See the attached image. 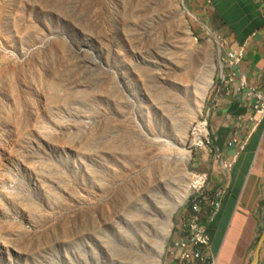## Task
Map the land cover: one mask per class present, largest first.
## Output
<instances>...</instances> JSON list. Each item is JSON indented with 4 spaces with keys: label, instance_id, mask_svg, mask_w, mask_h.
Masks as SVG:
<instances>
[{
    "label": "rangeland",
    "instance_id": "1",
    "mask_svg": "<svg viewBox=\"0 0 264 264\" xmlns=\"http://www.w3.org/2000/svg\"><path fill=\"white\" fill-rule=\"evenodd\" d=\"M223 51L188 0H0V264H164Z\"/></svg>",
    "mask_w": 264,
    "mask_h": 264
},
{
    "label": "crops",
    "instance_id": "2",
    "mask_svg": "<svg viewBox=\"0 0 264 264\" xmlns=\"http://www.w3.org/2000/svg\"><path fill=\"white\" fill-rule=\"evenodd\" d=\"M188 2L190 9L224 41L225 50L244 45V56L234 68V82L220 93L212 88L205 106L213 147L223 159L235 156L226 171L215 161L206 160L210 189L223 191L220 207L210 223L202 215L210 238L209 254L216 258V264H264V223L257 215L264 183V143L255 142L264 123L254 121L253 100L233 89L239 76L248 85L264 87V0ZM240 144L242 151L238 149ZM234 197L240 201L233 203ZM173 259L170 255L164 264H173Z\"/></svg>",
    "mask_w": 264,
    "mask_h": 264
},
{
    "label": "built area",
    "instance_id": "3",
    "mask_svg": "<svg viewBox=\"0 0 264 264\" xmlns=\"http://www.w3.org/2000/svg\"><path fill=\"white\" fill-rule=\"evenodd\" d=\"M205 1L209 2V0ZM216 37L219 39V45L224 49L223 54L220 55V67H223L224 78L223 82H217V85H212V88L216 93H220L222 90H227L234 82L236 77L234 68L244 56V45L239 44L225 50L224 41L217 35ZM233 89L235 92H244L248 98L253 100L254 120L255 122L261 120L264 117V87L248 85L245 78L239 76ZM203 130H208L207 116L205 125H198L196 122L193 126L190 144L206 149L219 168L224 171L229 170L235 156L230 160L223 159L220 151L213 147L211 139L202 140ZM239 148H242V144ZM193 176L197 179L196 197L178 220L175 231L177 236L172 240L170 254L174 257L173 264H216V258L209 254L210 238L206 223L202 221V215L205 214L206 221L212 219L220 207L223 191L214 190V197L208 199L203 195L209 179L208 173L206 171L196 172Z\"/></svg>",
    "mask_w": 264,
    "mask_h": 264
},
{
    "label": "bare ground",
    "instance_id": "4",
    "mask_svg": "<svg viewBox=\"0 0 264 264\" xmlns=\"http://www.w3.org/2000/svg\"><path fill=\"white\" fill-rule=\"evenodd\" d=\"M204 125V124H203ZM204 137V136H203ZM207 137V136H206ZM206 137H204V138H206ZM195 183H197V182H195Z\"/></svg>",
    "mask_w": 264,
    "mask_h": 264
}]
</instances>
